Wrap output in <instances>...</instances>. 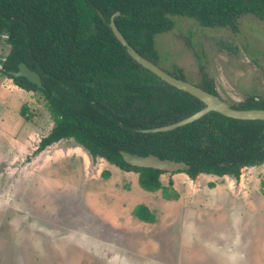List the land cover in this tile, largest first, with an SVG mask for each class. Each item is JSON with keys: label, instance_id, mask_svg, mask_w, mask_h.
Masks as SVG:
<instances>
[{"label": "rangeland", "instance_id": "obj_1", "mask_svg": "<svg viewBox=\"0 0 264 264\" xmlns=\"http://www.w3.org/2000/svg\"><path fill=\"white\" fill-rule=\"evenodd\" d=\"M171 20L172 30L155 37L161 69L174 77L181 69L197 86L204 70L229 105L264 100V21L246 16L234 35L187 16ZM53 127L39 92L0 75V264H264V164L239 179L165 173L179 194L168 201L140 188L138 174L93 162L73 140L37 152ZM139 204L155 223L133 215Z\"/></svg>", "mask_w": 264, "mask_h": 264}, {"label": "trees", "instance_id": "obj_2", "mask_svg": "<svg viewBox=\"0 0 264 264\" xmlns=\"http://www.w3.org/2000/svg\"><path fill=\"white\" fill-rule=\"evenodd\" d=\"M117 12L115 25L125 40L157 65L155 37L172 30L171 16H187L204 27L227 28L237 35L244 17L264 21V0H0V42L5 35L11 46L0 75L23 90L39 92L54 123L37 152L73 140L93 162L104 159L138 174L140 188L161 191L168 201L178 200L179 194L171 179L167 185L162 182L167 172L133 167L120 151L183 161L190 166L185 173L192 180L201 174L239 179L243 169L264 164L263 121L210 112L171 132H137L188 118L204 104L129 56L109 26ZM21 63L39 74L42 88L8 74L17 72ZM177 73L175 77L184 80L182 70ZM198 87L217 95L206 74ZM231 107L264 109V100L248 96ZM22 115L30 120L25 108ZM102 175L107 179L110 172ZM133 215L145 223L156 222L144 204L137 205Z\"/></svg>", "mask_w": 264, "mask_h": 264}, {"label": "water", "instance_id": "obj_3", "mask_svg": "<svg viewBox=\"0 0 264 264\" xmlns=\"http://www.w3.org/2000/svg\"><path fill=\"white\" fill-rule=\"evenodd\" d=\"M119 15L120 13L117 12L111 17L109 26L114 36L117 38V40L122 44L124 48H126V51L129 54V56L144 69L150 71L155 76L160 78L163 82L169 84L170 86L180 91L192 95L193 97L197 98L204 104V108L202 110L194 113L188 118L182 119L176 123L167 126H161L158 128H151V129H139L137 130V132L146 133V134L171 132L178 128L184 127L186 125L192 124L200 120L210 112H216L223 116L236 120L264 122V109H250V110L233 109L231 105L223 101L218 95L208 93L207 91L203 90L198 86L189 84L188 82L182 79L176 78L168 74L158 65L154 64L153 62L141 56L137 51L134 50L132 46L129 45V43L125 40V38L117 29L115 25V18ZM5 59L6 56L1 60L0 69H2V62H4ZM8 74L16 78L24 77L30 83L35 84L39 88H42V82L39 74L29 69L24 63H21L18 66L17 72L11 71L8 72ZM120 155L125 163L137 168L154 169L167 173H178V172L185 173L190 169V166L183 161L176 162L174 160H169V159H160L158 156L152 154L147 156H141L127 151H120Z\"/></svg>", "mask_w": 264, "mask_h": 264}, {"label": "crops", "instance_id": "obj_4", "mask_svg": "<svg viewBox=\"0 0 264 264\" xmlns=\"http://www.w3.org/2000/svg\"><path fill=\"white\" fill-rule=\"evenodd\" d=\"M250 22H253V21H250ZM235 40H236V43H237V39L235 38ZM238 42L240 43V41L238 40ZM237 47H238V49H239V46H238V44H237ZM204 71V70H203ZM205 72V71H204ZM206 73V75H208V77L210 78V75L207 73V72H205ZM201 74V81H202V72L200 73ZM211 79V78H210ZM213 80V79H212ZM214 81V80H213ZM214 85H215V90H216V92H217V94H219V89H218V87H217V85H216V83H215V81H214ZM231 96H233V95H231ZM233 98V100L235 101V102H240L241 101V99L240 98H235L234 99V97H232Z\"/></svg>", "mask_w": 264, "mask_h": 264}, {"label": "flooded vegetation", "instance_id": "obj_5", "mask_svg": "<svg viewBox=\"0 0 264 264\" xmlns=\"http://www.w3.org/2000/svg\"><path fill=\"white\" fill-rule=\"evenodd\" d=\"M243 22V21H242ZM234 48V47H233ZM236 49V48H235ZM178 69H176V72H177ZM169 74V73H168ZM203 74H206L203 70H202V77H203ZM171 75V74H170ZM208 76V75H207ZM177 78V77H176ZM185 81V80H184ZM202 82V81H201ZM197 86V85H195Z\"/></svg>", "mask_w": 264, "mask_h": 264}]
</instances>
